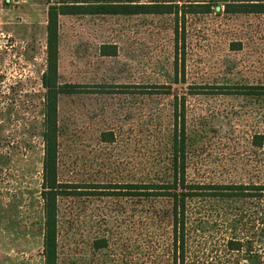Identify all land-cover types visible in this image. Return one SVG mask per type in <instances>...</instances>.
<instances>
[{
  "label": "rangeland",
  "instance_id": "374dc122",
  "mask_svg": "<svg viewBox=\"0 0 264 264\" xmlns=\"http://www.w3.org/2000/svg\"><path fill=\"white\" fill-rule=\"evenodd\" d=\"M58 1L0 0V264H45L41 77L48 9ZM134 2L169 4L173 12L60 18L59 82L80 85L59 98L60 180L124 184L163 171L176 102L196 135L190 174L219 182L253 178L250 143L264 132V99L220 87L264 85V14L229 13L222 0ZM192 85L207 86L206 93ZM124 192L61 197L59 264H173L171 197ZM228 207L188 201L187 264L238 258L224 248L236 213ZM103 237L108 247L93 248Z\"/></svg>",
  "mask_w": 264,
  "mask_h": 264
},
{
  "label": "trees",
  "instance_id": "16d2710c",
  "mask_svg": "<svg viewBox=\"0 0 264 264\" xmlns=\"http://www.w3.org/2000/svg\"><path fill=\"white\" fill-rule=\"evenodd\" d=\"M135 0H59L48 9L46 68L42 74V86L45 88L44 100V158L41 197L44 209L43 255L45 264H59V202L61 197L106 194L118 195L121 189L126 195L165 196L171 197V214L174 228L173 264H187V246L185 245L186 205L188 201L224 202L235 210L229 218V230L232 232L224 244L226 251L238 257L228 264H264V132L256 131L250 147L255 156L254 165L250 169L249 180L244 182H223L207 180L198 171L190 174L194 168L192 156L196 154L197 145L191 139L196 137L195 131L187 124L184 105L174 106V130L171 134L170 154L163 171L153 174L141 182L124 184H99L100 186H79L63 182L59 178V98L62 94L75 93L80 85L61 84L59 82V16L62 14H142L171 13L172 9L164 3L140 4ZM225 11L229 13H262L264 0H222ZM198 5V4H196ZM200 5V4H199ZM177 9L175 12H178ZM199 12L198 10H190ZM209 12V10H203ZM194 93H206L207 86L192 85ZM223 93H239L244 96L264 99V85H240L234 91L230 85H223ZM177 100V98H176ZM111 138L113 134L110 133ZM249 175V172H248ZM205 179V180H200ZM83 187V188H82ZM103 189L94 193L86 188ZM82 188V189H81ZM120 190V191H119ZM90 191V192H89ZM234 204L233 207H231ZM250 206V214L244 210ZM228 207V208H229ZM242 231V234L240 232ZM244 234V237H243ZM242 235V237H241ZM107 237L95 239L93 248L108 247ZM247 264V263H245Z\"/></svg>",
  "mask_w": 264,
  "mask_h": 264
},
{
  "label": "crops",
  "instance_id": "0c3cea01",
  "mask_svg": "<svg viewBox=\"0 0 264 264\" xmlns=\"http://www.w3.org/2000/svg\"><path fill=\"white\" fill-rule=\"evenodd\" d=\"M68 15L71 16V15H94V14H62V15L59 16V24H60V18H61V17L68 16ZM59 31H60V28H59ZM4 242H6V244H8V240H5ZM4 247H6V249H8L7 245L4 246ZM12 250H13L12 247H10L11 254H12ZM10 251H9V252H10ZM13 251H14V250H13ZM9 252H8V253H9ZM15 252H16V251H15ZM4 263H5V262H4Z\"/></svg>",
  "mask_w": 264,
  "mask_h": 264
}]
</instances>
